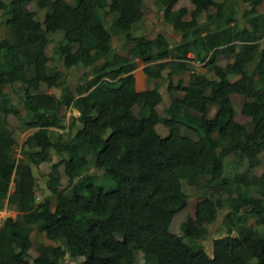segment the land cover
<instances>
[{
    "label": "trees",
    "instance_id": "trees-1",
    "mask_svg": "<svg viewBox=\"0 0 264 264\" xmlns=\"http://www.w3.org/2000/svg\"><path fill=\"white\" fill-rule=\"evenodd\" d=\"M189 1L191 11L180 8L166 15L181 35L171 55L160 34L147 39L130 29L143 17L142 0H53L49 5L45 0H0V209L5 205L17 212L0 226V264H178L167 250L191 258V264H264V47L259 43L264 11L257 10L264 0ZM12 2L22 10L18 23ZM29 3L44 9L45 16L56 12L59 26L52 29L40 21L36 10L26 8ZM237 15L245 26L237 27ZM202 17L225 27L218 44L209 23L198 24ZM71 30L74 36L67 40ZM54 32L62 34L52 50L61 67L50 66L45 54L47 35ZM113 37L128 44L125 55L114 51ZM187 51L205 60L213 73V80L189 76L190 87L200 88L204 102L173 94L170 76L181 69ZM219 53L232 60L217 65ZM167 56L171 59L157 61ZM134 58L146 63L149 81L167 69L170 99L156 116L151 113L162 96L156 86L134 90ZM73 69L82 71L75 85L67 78ZM28 79L58 93L12 89ZM230 94L251 102L256 114L235 121ZM104 97L133 99L151 162L131 145L124 107L107 118L94 113L93 104ZM84 99L91 103L87 108L81 105ZM71 107L78 115L65 123ZM9 114L19 131L32 129L17 152ZM75 121L79 136L71 134ZM156 123L166 128L164 136L155 131ZM209 126H214L211 132ZM194 143L201 149L190 164H178L167 154L178 144ZM88 156L98 169L73 180ZM40 163L48 164L40 176L43 187L32 171ZM169 174L198 195L176 223L174 216L189 205V194L182 188L166 192ZM214 224L207 251L204 240ZM31 233L48 242L33 246Z\"/></svg>",
    "mask_w": 264,
    "mask_h": 264
},
{
    "label": "crops",
    "instance_id": "crops-1",
    "mask_svg": "<svg viewBox=\"0 0 264 264\" xmlns=\"http://www.w3.org/2000/svg\"><path fill=\"white\" fill-rule=\"evenodd\" d=\"M171 1L172 0H170L165 6H161V7L155 6L156 11L159 9V17H142L141 21H139L140 24H135L133 26V28L138 30V26H141L142 28L140 30L141 31L140 33H145L144 35L147 39H151L154 37V35H157V34H160L161 36H163L165 42L167 43V49H168L169 54L173 55V54H175V52L173 50H171V48L174 47V45H176L177 43H179V41L181 39V35L179 32H177L175 29H173L171 27V24H169L167 21L166 15L168 12H173V11H176V10L183 8V7H181L182 5H180V4H178L179 6L174 7L175 2L172 3L173 7H171L170 6ZM151 2H153L154 5H156L155 0H151ZM142 3H143L142 14L144 16L145 0H142ZM263 3H264V1H263ZM212 11H213V9H212ZM212 11H210V8H209L208 12L211 13ZM51 19H52V17H51ZM235 19H237V23H238L237 27L238 28L245 26V21L242 19V17H238V15H237L235 17ZM53 20L55 21L54 18H53ZM58 22L59 23L57 24V26H59V24H60V18H59ZM201 23H206V24L209 23V21L207 22V17L206 18L202 17L199 20L198 24H201ZM233 23H230V25H232ZM49 25L51 26L50 23H49ZM207 29H208V31L213 32L215 45L219 43V37L223 36L225 33V30H226L225 27L217 28L215 24H210V23L207 24ZM147 31H149V32H147ZM70 33H73V35H74L75 31L71 30V31L66 33L65 36H66L67 40H70V38H69ZM53 34H57V35L59 34L60 37H58L56 40H54V39L50 40V38L52 39ZM204 34H205V31L200 32V36H204ZM47 37L49 38L48 44H51V48H50L51 52L49 54H46V48H47L48 44L45 47V54L49 58V65L55 66V67H61L60 60L54 55L52 50H53V48L56 47L57 43L60 42L62 34L60 32H54V33L49 34V36H47ZM120 42H121L120 39L116 40L115 37H113L112 38V48L114 49V51L117 54L125 55L126 48H124V49L122 48V46H125V45L121 46ZM113 43H114L115 47H114ZM259 43H260L261 47H264V35L262 36ZM120 46L123 49L122 52L124 54H120L118 52L117 48H119ZM169 59H171L170 56H167L166 58H163V59L157 60V61H167ZM231 60H232V56H227L223 53H219L216 56L215 62L217 65L222 66L226 62H230ZM134 61H135L134 68L130 71V73L132 74V77H133L134 90L136 92H142V91H145L146 89L152 88V86H156L157 91L162 96L161 103L159 102L154 107V111L151 113L152 116H156L157 114H160L159 111L162 110L163 104L166 106V104L169 102V99H170L169 94L167 93V81L168 80L165 77L166 73H167V69L165 68V69L161 70V72H160L161 78L157 79L153 82L151 80L150 81L147 80V75L144 72V67H145L146 63L141 58H134ZM204 63L205 62L196 63L193 53H190L187 51L185 54V57L181 58V60H180L181 69L177 73H174L170 76V81H171L172 85L175 86V88H176L175 90H173V94H177V89L180 86V84H181V86H184L185 88H187V91L190 90L189 92H191L192 95L200 93L201 92L200 88H198L196 86H194L195 87L194 89L191 88L188 80H189V76L191 73H198V74L203 75L205 78H208L210 80L214 79L213 73L207 69V67ZM81 72L82 71L80 69L68 70L67 78L69 79V81L71 82L72 85H75L77 80H79ZM87 77H90V74H88ZM234 78L235 77H233L231 79H234ZM28 80H33L34 83L30 86L27 85L26 86L27 88L34 89V90H45V92H47V93L53 92V93L57 94V91H54L55 88H47L46 85L43 82H41L40 80H37V79H28ZM37 82H40V84H43V85L39 86V84ZM18 86L20 87L23 85H18ZM18 86H17V89H18ZM74 95H75V97H77V94L74 93ZM81 95H84V94H81ZM235 96H236V98H235ZM229 99H230L231 105H232L233 110H234V120L235 121L243 122V121L237 120L238 115H240L242 118H245L246 119L245 121H247L251 116L256 114L257 111L255 109V106L252 105L251 102L244 100L240 95L230 94ZM197 101H199V100H197ZM187 102H189V101H187ZM90 104H91L90 101L87 99H84L81 103L82 107H84V108L89 107ZM93 105H94V113L101 118H107L117 108L124 107L126 110L125 115H124L125 128L127 130V134L131 138V145L133 147H140L143 143H147L140 135L141 120L137 114V106H136L135 102L133 101V99L104 97V98L100 99L99 101L95 102ZM157 108H159V110L156 111ZM155 111H156V114H155ZM77 115H78L77 109L75 107H71L66 112L65 123L67 122V118H69L68 116L75 117ZM160 124L161 123H156L154 125V129L159 135L164 136L166 134V128L162 124L161 125ZM31 130L32 129H28V130L21 131V132L19 131L18 136H19L20 142L23 141V139L31 132ZM16 132L18 133V131H16ZM78 133H80L79 132V124L75 121V126H74V129L71 131V134L73 136L74 135L76 136ZM134 136L136 139H134ZM15 138H16V136H15ZM38 172H39V175L42 174L40 171H38ZM44 172L45 171H43V173ZM33 175H34V173H33ZM39 175H34L37 180L39 179ZM39 197L41 198V196H39ZM16 215H17L16 211L10 210V209L6 208V206L4 205L2 207V209H0V226L6 217L15 218ZM31 234H35V233H31Z\"/></svg>",
    "mask_w": 264,
    "mask_h": 264
},
{
    "label": "rangeland",
    "instance_id": "rangeland-1",
    "mask_svg": "<svg viewBox=\"0 0 264 264\" xmlns=\"http://www.w3.org/2000/svg\"><path fill=\"white\" fill-rule=\"evenodd\" d=\"M5 1V0H4ZM53 0H45V4L46 5H49ZM176 4H175V3ZM172 3H174V7H177L179 6L178 4L182 5L181 7H183L186 12H189L192 10L193 6L192 4L190 3L189 0H172L171 3H170V6L173 7ZM13 4V11H12V16H13V19L15 22H19L20 21V18H21V15H22V10H21V7L18 5V3L16 2H12ZM145 9H144V16L143 17H159V9L156 11L155 10V6L153 2H151V0H145V5H144ZM169 7V6H168ZM26 8L28 10H36V5L34 3H29ZM212 7L210 8V11H212ZM257 10L259 11H264V3H262L259 7H257ZM36 14H37V17L40 19V21H45L46 23H50L51 24V27L53 29H55V27L57 26V24L59 23V16L56 12L50 14L49 16H45V12H44V9H38L36 10ZM49 17V18H48ZM52 17V19H51ZM53 18L55 19V21L53 20ZM135 24H140V22H136ZM135 24H132L131 25V30L133 28V26ZM141 26H138V30L137 29H134L133 28V33L135 35L137 34H140V30H141ZM1 26H0V32H1ZM149 32V31H147ZM49 34L51 33H48L47 36H49ZM145 34V33H144ZM73 33H70L69 34V38L70 40L73 38ZM59 36V34H53L52 35V39L50 38V40H56ZM114 45V43H113ZM122 46V45H121ZM121 46L119 48H117L118 52L120 54H124L122 51L124 48H127L128 47V44H126L125 46ZM75 45L72 44V48H74ZM115 47V45H114ZM51 44H48L47 45V48H46V54H49L51 52ZM34 83L33 80H24V81H21V82H17L13 85L12 89H14V91L17 90V86L18 85H23V86H30ZM39 84V86H42L43 84H40V82H37ZM54 91H57L58 93V89H54ZM190 91V90H189ZM187 91V88H185L184 86H180L178 87L177 89V94L178 95H182L184 97V100L186 101H193V100H199L201 102H204L205 101V96L202 95L201 93H198V94H195V95H192L191 92ZM17 93V92H16ZM236 98V96H235ZM159 110V108L156 109V111ZM156 111H155V114H156ZM67 112V111H66ZM159 113H161V111H159ZM7 121H8V124L10 126L11 129H13L14 131V135L16 136V140H17V145L15 147V150L16 152L19 150V145L21 144L20 142V139H19V130H17V122H16V118L14 116H12L11 114H9L7 117H6ZM237 120L238 121H245L246 119L245 118H242L240 115H238L237 117ZM161 125V124H160ZM214 126H209L207 127V131L208 132H211L213 130ZM18 131V133L16 132ZM21 132V131H20ZM80 133H78L77 135H79ZM133 135V134H132ZM14 136V137H15ZM134 139L135 136H134ZM135 144V143H134ZM140 149L143 150L144 152V157L146 159L147 162H151V157H150V146L148 143H143L140 147H138ZM201 149V146L199 143H194V144H191V145H187V144H178L174 147H172L171 149H169L167 151V154L168 155H172L174 156L176 159H177V162L178 164H190L192 162V159L193 157L200 151ZM54 158V157H52ZM228 159H230V156L228 157ZM227 161V160H226ZM225 161V162H226ZM229 161V160H228ZM93 158H89V156L87 157V160H86V163L78 168L75 172H74V177H73V180H76L78 179L79 177H81L82 175L88 173V172H91V171H95L98 169V165H95L93 163ZM224 162V164H225ZM230 165H226V172L228 173L227 168H229ZM32 171L34 173V175H39V172L40 171L41 173H43V171H45L44 173H46L48 171V164L47 163H40L37 167H34L32 168ZM41 175H39V179L37 180V185L39 187H43V180L44 178L43 177H40ZM61 183H63L65 181V178L63 177V175H61V179H60ZM182 188V190L184 189V192L185 194H189V205L182 211L178 212L174 217H175V220L174 222L176 223L178 220H181L182 218L185 217V215L191 210V201L190 200H196L198 199V195H195L194 193H189L192 191V188L189 187V186H186L184 184H180L176 178L172 175V174H169L168 175V179H167V183H166V186H165V191L166 192H178V190ZM40 198V197H39ZM174 219V218H173ZM247 223H250V219H248L246 221ZM216 227V225L214 224L213 226H211L208 230V233H207V236H206V239L204 240V245H205V248L207 251H210L211 247H210V241L211 239L213 238L214 236V228ZM31 237V240H32V245H36V242L38 241H43V242H48L46 239H44L42 237L41 234L39 235H36V234H31L30 235ZM116 240V237L113 238V241ZM170 254V256L178 263V264H191V258L189 257H182V256H179V255H176L174 253H172L170 250H167Z\"/></svg>",
    "mask_w": 264,
    "mask_h": 264
},
{
    "label": "clouds",
    "instance_id": "clouds-1",
    "mask_svg": "<svg viewBox=\"0 0 264 264\" xmlns=\"http://www.w3.org/2000/svg\"><path fill=\"white\" fill-rule=\"evenodd\" d=\"M195 62L196 63H200V62H205V60H202V61H200V60H198V59H195ZM65 116H66V112H65ZM69 117V116H68ZM68 119V118H67ZM37 199V198H36ZM37 201H38V199H37ZM213 238H214V236H213Z\"/></svg>",
    "mask_w": 264,
    "mask_h": 264
},
{
    "label": "water",
    "instance_id": "water-1",
    "mask_svg": "<svg viewBox=\"0 0 264 264\" xmlns=\"http://www.w3.org/2000/svg\"><path fill=\"white\" fill-rule=\"evenodd\" d=\"M35 201H37V199H35Z\"/></svg>",
    "mask_w": 264,
    "mask_h": 264
}]
</instances>
